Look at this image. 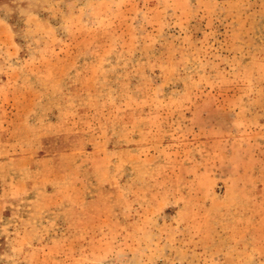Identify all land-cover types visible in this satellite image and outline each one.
<instances>
[{"label": "rangeland", "instance_id": "374dc122", "mask_svg": "<svg viewBox=\"0 0 264 264\" xmlns=\"http://www.w3.org/2000/svg\"><path fill=\"white\" fill-rule=\"evenodd\" d=\"M0 264H264V0H0Z\"/></svg>", "mask_w": 264, "mask_h": 264}]
</instances>
